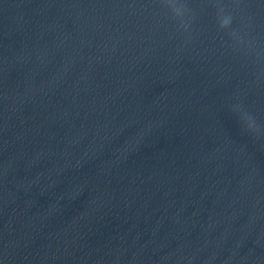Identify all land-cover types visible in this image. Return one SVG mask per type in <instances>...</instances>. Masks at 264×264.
I'll return each mask as SVG.
<instances>
[{
    "label": "water",
    "instance_id": "obj_1",
    "mask_svg": "<svg viewBox=\"0 0 264 264\" xmlns=\"http://www.w3.org/2000/svg\"><path fill=\"white\" fill-rule=\"evenodd\" d=\"M0 264H264V0H0Z\"/></svg>",
    "mask_w": 264,
    "mask_h": 264
},
{
    "label": "clouds",
    "instance_id": "obj_2",
    "mask_svg": "<svg viewBox=\"0 0 264 264\" xmlns=\"http://www.w3.org/2000/svg\"><path fill=\"white\" fill-rule=\"evenodd\" d=\"M169 7L172 8V11H173L177 16H179V15L181 14V13H180V10H179V9H176L174 5L169 4ZM231 19H232V18H231L230 16H223V17H221L220 20H219V27H220L221 29H226V28H228V27L230 26V24H231ZM232 35H233L234 38L237 39L238 42H240V41H239V38H237V37L235 36V33H233ZM252 126H253V125H252V122L249 120V121H248V127H249V128H252Z\"/></svg>",
    "mask_w": 264,
    "mask_h": 264
}]
</instances>
